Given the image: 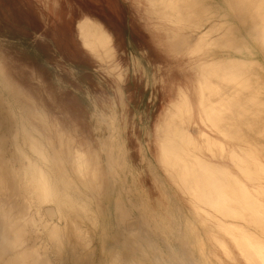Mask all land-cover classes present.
I'll return each instance as SVG.
<instances>
[{"label": "rangeland", "instance_id": "obj_1", "mask_svg": "<svg viewBox=\"0 0 264 264\" xmlns=\"http://www.w3.org/2000/svg\"><path fill=\"white\" fill-rule=\"evenodd\" d=\"M243 3L0 0V65L51 121L98 155L105 210L111 209L106 246L110 250L116 242L125 253L133 251L137 264H231L228 253L236 264H264V227L257 220L252 226L240 222L235 207L221 204L215 193L211 197L216 177L227 180L236 171L227 156L211 152L215 145L220 153V144L214 140L209 147L195 125L199 72L188 51L191 38L209 50L204 36L231 29L250 42L253 70L264 76V53L246 36ZM190 90L187 98L182 91ZM98 233L100 250L103 234ZM211 235L235 240L232 250L216 251L221 261L210 252ZM198 236L206 244L205 257Z\"/></svg>", "mask_w": 264, "mask_h": 264}, {"label": "bare ground", "instance_id": "obj_2", "mask_svg": "<svg viewBox=\"0 0 264 264\" xmlns=\"http://www.w3.org/2000/svg\"><path fill=\"white\" fill-rule=\"evenodd\" d=\"M242 7L246 36L256 40L264 53V0H245ZM228 30L226 35L204 36L211 44L209 50L190 39L188 51L199 72L194 90V123L206 136L209 147L214 140L220 144V153L215 145L211 152L227 156L236 171V176L227 180L216 177L211 197L215 193L221 204L235 207L233 214L240 222L245 219L252 226L257 220L258 227L263 228L264 76L253 70L251 56L255 52L250 42ZM9 78L0 65V264H137L133 251L127 249L125 253L116 242L110 250L106 246L111 209L105 210L98 155L51 121L46 110ZM32 79L54 102L45 84L34 76ZM191 92L182 91L187 98ZM93 204L98 205L96 210ZM98 209L103 221L97 216ZM130 229H135L134 225ZM100 231L103 238L99 250ZM214 236H210L215 244L210 252L221 261L216 251L232 250L231 242L235 240ZM199 240L202 248L196 244L197 249L205 257L206 244L201 237ZM226 256L236 264L233 254ZM235 256L242 261L240 251Z\"/></svg>", "mask_w": 264, "mask_h": 264}]
</instances>
